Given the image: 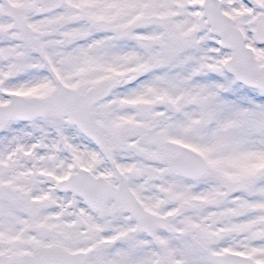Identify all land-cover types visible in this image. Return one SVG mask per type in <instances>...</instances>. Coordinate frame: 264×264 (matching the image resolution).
<instances>
[{"label":"snow or ice","instance_id":"obj_1","mask_svg":"<svg viewBox=\"0 0 264 264\" xmlns=\"http://www.w3.org/2000/svg\"><path fill=\"white\" fill-rule=\"evenodd\" d=\"M0 264H264V0H0Z\"/></svg>","mask_w":264,"mask_h":264}]
</instances>
